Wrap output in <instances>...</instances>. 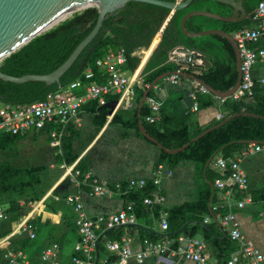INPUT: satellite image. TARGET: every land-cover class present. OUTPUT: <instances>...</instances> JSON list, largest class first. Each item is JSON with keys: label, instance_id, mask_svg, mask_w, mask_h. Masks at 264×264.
Here are the masks:
<instances>
[{"label": "trees", "instance_id": "trees-1", "mask_svg": "<svg viewBox=\"0 0 264 264\" xmlns=\"http://www.w3.org/2000/svg\"><path fill=\"white\" fill-rule=\"evenodd\" d=\"M235 1L245 9L248 18L233 22L195 14L186 19V29L192 32L204 29H222L227 33H232L238 28L250 26L254 21L253 16L259 0ZM190 10H206L221 16H230L234 11V7L229 3L217 0H191L185 7L175 10L162 32L158 45L144 65L142 70L143 83H150L156 76L164 72L180 69L190 73L191 70L196 69L194 74L197 77L204 80L212 88L225 91L237 79L234 49L227 38L218 34L185 35L180 29V20ZM169 12L170 9L164 6L128 0L122 7L106 14L97 34L61 77V86H65L76 79L84 81L83 73L87 66H92L96 74V80H104L105 74L103 70L96 67L95 60L103 57L110 49L119 46H122L126 53V62L122 66V70L132 73L140 62V57L135 54V51L149 45ZM97 16L98 8L96 6H89L73 12L69 17L34 36L27 43L2 58L0 70L13 76L52 71L69 56L76 45L90 32ZM179 45L201 53L203 55L201 66L197 68L190 66L188 68L168 61L170 50ZM198 86L199 84H197L196 90L198 107L203 108L211 105L216 97L210 92L200 93ZM58 88L59 86L56 83L46 85L44 82L33 80L13 83L0 79V99L4 103H29L43 98L49 91ZM144 88L138 86L137 83L134 85L135 107L130 109L118 108L112 116L111 123L119 125L124 130V136L130 130H134L138 136L152 143L140 133L138 128L137 104ZM147 96H153L152 88ZM116 97L117 95H114L112 98L115 99ZM222 105L227 111L226 114L214 121L211 126L216 125L231 114H238L198 139L191 141L205 130L195 121L194 114L189 111L171 116L163 114L160 115L157 121L148 122L145 120V116L150 113V108L146 102L142 104L140 109L141 122L146 131L160 142L164 148L174 149L188 143L182 150L175 153H167L159 148L160 155L156 165L163 163L174 166L182 160H190L196 164L201 176L206 171L207 180L209 181L204 184L196 201L185 202L167 210L168 238H176L182 233L192 237L198 232H201L204 237H211L210 230L202 225V221L205 215L212 218V215L208 213L207 201L211 196V200L214 199V192L211 191L210 184L214 185V180L219 175L216 174L209 180L207 161L212 159L218 152L223 157L233 158L235 153L243 154L247 152L250 141L264 142V85L254 84L253 93L249 97L238 100L226 97L222 101ZM83 107L91 113V121L98 128L104 124L110 109L108 105H100L96 100L84 104ZM243 112L254 113L258 116L243 114ZM69 130V134L62 137V151L67 164L72 163L76 158L73 154L67 156L69 150H71L72 140L76 135L74 129L70 127ZM25 134H0V151L10 150ZM58 158L61 160V156ZM77 167L83 173L88 171L81 159L78 161ZM44 169L41 165L17 166L9 159H0V205H7L5 211L8 216V224L19 219V212L23 206L20 202L22 204L34 202L44 194L45 188L43 189V187L45 183L42 177ZM154 189L153 182L148 181L144 188L126 192V201H134V212L137 215L148 217L152 212L155 218H159L160 206L158 204L147 206L143 203V198L152 193ZM217 207L218 210L223 208L222 212H225L223 205H217ZM212 212L215 213V211ZM188 221L192 223L183 227L180 232L175 233ZM123 227L124 225L118 228L106 229L97 240V252L99 254L104 249L100 244V239L102 237L119 239L122 236L120 230ZM128 227L134 228L132 224H129ZM139 230L151 239L161 237L145 229L139 228ZM10 231L11 228L4 230L0 228V236L8 234ZM225 239L223 241H226ZM113 240L115 239H110V241ZM176 244L175 241L174 246ZM113 258V255H109L107 260L110 261Z\"/></svg>", "mask_w": 264, "mask_h": 264}, {"label": "crops", "instance_id": "crops-1", "mask_svg": "<svg viewBox=\"0 0 264 264\" xmlns=\"http://www.w3.org/2000/svg\"><path fill=\"white\" fill-rule=\"evenodd\" d=\"M172 13L173 12H169L162 21L149 45L135 51V54L140 57V62L132 73L137 77L136 83L138 86L139 80H143L142 70L144 65L152 51L158 45L162 32ZM252 25H255V21H252L250 26ZM170 52L168 61L174 62L173 56ZM201 61L203 62V60ZM182 66L190 68L188 64H183ZM124 72L132 74L126 71ZM195 72L196 69H194V71L191 70L190 73ZM252 75L255 84L264 85L260 82V79L264 77V60L256 61L253 64ZM184 77L183 75H179L177 83H172L169 80L162 78L159 83L157 81L152 87L153 96L159 102V116L163 114L171 116L189 111L194 114L195 121L198 125L207 129L208 127H211V124H213L214 121L218 120L217 114L225 115L227 111L223 108L222 101L217 99L219 97L216 96L211 105L203 108L198 107L197 110L193 111L192 100L189 97V93L191 91L196 92L198 83L187 76ZM146 85L147 84L143 83L142 87H145ZM76 92L81 94L82 89L79 87ZM114 95H117L115 99L112 98ZM118 95V93H112L107 95L108 98L107 96L105 97V105H108L110 109L106 115L104 124L100 128L92 123L91 113L84 107H82L80 115V124H69L67 126L66 135L69 134L70 127L76 131L75 138L72 140L71 150H69L67 154V156L73 154L76 158L70 164L66 163L63 155L62 140L59 146L54 147L51 145L49 127L28 131L33 134H36L38 131L45 132V136L48 140V146L45 145V161L53 158L54 155L57 167L63 169V171L56 177L55 172L47 173L48 170L55 169L54 161L52 162V160H49L51 163L45 167L44 194L41 195L40 199L34 202H29L30 207L26 212H19V218H22L31 211L33 205L35 206L34 211L30 214V220L35 226L34 238H29L24 233H12L13 222L8 224L7 219L0 221L1 230L11 228V231L8 234L0 236V264L4 263L3 253L5 249L20 250L24 253L25 261H22L19 264H41L43 262L42 250L53 243L58 245L54 259L60 264H70L73 247L78 240V234L75 225V212L71 205L65 203L64 197L67 194H79L87 215L94 219L99 214L116 212L127 202L125 198L126 193L118 191L114 187L115 182L119 181L125 184V180L132 176L146 177L148 181H151L150 178L153 177L156 161L160 155L159 147L138 136L134 130H130L128 134L124 136V130L119 125L111 123L113 114L121 107L116 103L119 97ZM101 138H104L108 145V150L111 153L110 157H104L101 154V147L96 148L94 153H90L94 144ZM95 153L97 154L95 155ZM59 156H61V160H59ZM220 156L222 155L218 152L206 163L209 169V180H211L216 174L219 176H222L223 174L224 170L216 165V159ZM233 158L239 159L241 167L247 175V191L251 196V201H246L241 208H237L232 204L231 209L237 216L241 232L246 237L250 238L264 255V147L258 151L245 152L243 154L235 153ZM80 159L93 176L107 183V186L110 189L108 194L90 196L88 194V186H76L70 182L67 172L70 170L71 166H77ZM163 165L164 172L160 178V182L154 184L155 189L153 191L154 193L158 192L164 196V201L162 203H155L160 206L159 218H155L152 212H150L148 217L139 216L135 213L136 221L132 224L134 228H129L126 224L123 229L120 230L122 236L119 239L115 237H102L100 239V244L104 249L100 254L98 253L96 263L102 264L104 259L108 258L109 255H113V253L107 249V243L110 242V239L114 238L115 240L113 241H116L120 240L123 236H129L132 238L131 247L133 250L139 249V244L144 238H148L151 241L167 239V229H162L160 225V214L162 211L167 213V210L173 206L185 202L196 201L204 184L209 182L207 180L206 171H204L201 176L196 164L190 160H182L174 166ZM66 166L68 167L67 172L65 171ZM168 170L171 171L170 174H168ZM210 186L211 191L214 192V199L211 200L212 196L210 197L207 201V208L208 213L209 215H212V218L205 215L202 225L210 230L211 237H204L201 232L196 233L192 237L200 238L205 242V246L201 249V252L210 262L215 261L219 264H225L233 253L238 252L239 244L228 238L225 229L219 222L218 213H226V207L224 208L225 212H222L223 208H221V210L212 209L213 206L225 205L226 200L223 197V190L218 189L211 184ZM241 197L242 195L236 191L232 194L231 202L233 203ZM20 203L21 205H25L22 204V202ZM212 211H215V213ZM206 218H208L207 221H205ZM191 223V221H188L185 226ZM139 228L145 229L161 237L158 239H151L141 232ZM106 229V227L103 228L102 226L96 229L98 239ZM100 231L102 232L100 233ZM179 236H183L184 239L178 241ZM187 238H189V236L182 233L176 238L169 239L172 240L173 247H184ZM224 238H226V241H223ZM175 241L177 243L176 246H174ZM157 260L158 259L155 255H151L142 262H138L134 258H131L127 261V264H159ZM172 264L197 263L185 260L181 255L177 254L172 256ZM235 264H246V258L243 254H239V259Z\"/></svg>", "mask_w": 264, "mask_h": 264}, {"label": "built area", "instance_id": "built-area-1", "mask_svg": "<svg viewBox=\"0 0 264 264\" xmlns=\"http://www.w3.org/2000/svg\"><path fill=\"white\" fill-rule=\"evenodd\" d=\"M255 25L245 26L236 29L230 33L236 41L240 53V71L241 81L237 89L229 96L233 100L243 97H249L253 93L255 80L252 75V66L256 61L264 60V0H259L256 12L253 16ZM176 65L188 64L194 66L195 63L202 64L198 58L199 52L189 49L188 54L177 52L173 48L170 52ZM1 61V60H0ZM126 62L125 49L119 46L110 49L103 57L95 60L96 67L104 72V80H96V74L92 66H87L84 70V81L76 79L65 86L49 91L43 98L23 104L4 103L0 101V134H23L33 129L50 128V139L52 146H59L62 137L67 134L69 124H80V115L82 107L89 101L96 100L100 105L105 104V97L112 93H118L117 104L125 109L135 107L134 85L137 77L134 73L127 74L122 70ZM180 70V69H176ZM172 83H177L179 75L170 73L164 77ZM264 84V77L260 79ZM82 89V93L76 92L77 88ZM200 93L207 92L202 86H198ZM189 97L192 100V110L198 109L196 92L191 91ZM226 97H220L223 101ZM150 108V113L145 116L148 122L157 121L159 116V102L154 96H146L144 100ZM221 114H217L220 119ZM264 147V142L256 143L254 141L248 144L247 152L258 151ZM216 165L224 171L222 176L216 177L214 186L223 190V197L226 200L224 208L227 212L218 213V219L221 226L225 229L228 237L238 242L239 250L233 253L225 264H235L239 259V254L246 258V264H264V255L256 244L246 237L240 230V224L237 216L231 207L234 204L237 208L243 207L246 201H251V196L247 191L248 179L245 171L242 169L239 159L220 156L216 159ZM68 167H65L67 172ZM164 172V165L158 163L154 168L151 181L158 184ZM171 171L168 170V174ZM69 180L76 186H88L90 196H100L109 193L110 189L107 183L93 176L90 171L82 172L77 166H71L67 172ZM146 177L132 176L122 182H115L114 187L121 193L128 190L142 189L147 184ZM239 192L242 197L235 202H231L234 192ZM66 204L71 205L75 212V225L78 234V240L73 247V254L70 264H95V255L97 250V232L96 229L111 228L116 225L134 224L136 215L134 212V201H127L119 210L110 214H99L94 219L90 218L83 206L79 194H67L64 197ZM164 196L158 192H152L143 198V203L152 206L155 203H162ZM32 206L30 212L13 223L12 233L26 234L29 238L35 237V226L30 220V214L34 211ZM212 209L218 210L217 206ZM5 208L0 205V221L7 219ZM208 218L205 219L207 221ZM160 225L162 229H167V213L162 211L160 214ZM183 236L178 237V241L183 240ZM1 242V240H0ZM132 238L123 236L120 240L107 243V249L113 253L114 258L110 261L104 259L102 264H127V261L134 258L138 262L151 255L157 257L159 264H172V256L181 255L185 260L196 262L197 264H219L215 261L210 262L201 252L205 242L197 237L187 238L184 247L172 246V240L167 238L161 241H151L148 238L142 239L138 250L131 247ZM57 244L53 243L42 250L41 264H60L54 257L56 256ZM3 264H19L24 262L25 255L20 250L5 249L3 253Z\"/></svg>", "mask_w": 264, "mask_h": 264}, {"label": "water", "instance_id": "water-1", "mask_svg": "<svg viewBox=\"0 0 264 264\" xmlns=\"http://www.w3.org/2000/svg\"><path fill=\"white\" fill-rule=\"evenodd\" d=\"M128 0H0V60L5 56H8L11 52L15 51L23 44L27 43L34 36L48 30L53 26H49L53 21H55L60 16L68 12H76L83 8L89 6H96L98 8V16L96 22L90 32L76 45L69 56L55 69L48 73H25L19 76H13L6 74L0 70V79L10 81L13 83H23L29 80L41 81L46 85L56 83L59 87L61 86L60 79L63 74L71 67L76 58L82 52V50L88 45V43L97 34L99 28L101 27L102 21L105 15L114 12L116 9L122 7ZM146 3H151L155 5L164 6L170 9V12H174L177 9L185 7L191 0H134ZM221 2H226L234 7V11L230 16H221L219 14L209 12L206 10H190L186 12L180 20L181 31L188 36H201L207 34H218L227 38L235 53L236 67H237V79L236 82L227 90L220 91L212 88L204 80L197 77L194 73H187L182 70H173L161 73L156 76L150 83H148L137 104V118H138V128L140 133L149 141L154 143L157 147L163 149L167 153H175L182 150L188 143L174 149L164 148L160 142H158L153 136H151L144 128L141 118L140 109L142 104L149 92V90L156 84L157 81L169 75L170 73H176L178 75H183L191 78L199 85H202L207 92H210L216 97H229L239 86L241 81V71H240V53L236 44L230 33L225 32L222 29H204L198 32H192L186 29L185 21L191 15L199 14L204 16H210L226 21H240L244 18H248V14L245 9L235 0H217ZM72 14V13H71ZM70 14V15H71ZM67 18V17H65ZM63 18L62 20H64ZM177 52H183L188 54L189 48L179 45L174 47ZM198 58L203 59L201 53L198 54ZM200 63H195L194 67H200ZM143 80H139V86L142 87ZM1 101V99H0ZM232 114L226 117L214 126L208 127L203 130L197 136H195L191 141L198 139L203 134L209 132L211 129L222 125L224 122L229 120L231 117L237 115ZM243 114H251L258 116L254 113L243 112ZM186 224V223H185ZM185 224L183 226H185ZM126 225V224H125ZM129 225V224H127ZM205 225V223H204ZM122 226L116 225L115 227ZM183 226L175 231V233L180 232ZM98 259V252L95 255V264Z\"/></svg>", "mask_w": 264, "mask_h": 264}, {"label": "rangeland", "instance_id": "rangeland-1", "mask_svg": "<svg viewBox=\"0 0 264 264\" xmlns=\"http://www.w3.org/2000/svg\"><path fill=\"white\" fill-rule=\"evenodd\" d=\"M121 138V136H120ZM47 138L44 131H38L36 134L27 132L21 140H19L16 145H14L10 150L0 151V159L6 158L9 159L12 163L17 166H30V165H41L44 168L54 161L55 169L48 170L47 173L55 172V177L60 175L63 169L57 167V162L55 161V156L50 158L48 161H45V145L48 146ZM100 141V142H99ZM97 141L90 153H94L96 148L102 150L101 154L104 157H110L111 153L108 150V145L104 138H101ZM99 153V152H97ZM95 153V155L97 154ZM43 182L45 183V169L42 172ZM69 178V177H68ZM47 184V183H46ZM45 186L43 187V189ZM3 208H6L7 205H1ZM30 207V203H27L21 207L20 212H26Z\"/></svg>", "mask_w": 264, "mask_h": 264}, {"label": "bare ground", "instance_id": "bare-ground-1", "mask_svg": "<svg viewBox=\"0 0 264 264\" xmlns=\"http://www.w3.org/2000/svg\"><path fill=\"white\" fill-rule=\"evenodd\" d=\"M73 12H74V11H72V12H68V13H66V14H64V15H62V16H60V17L57 18L55 21H53L49 26H54V25H56L58 22L62 21L63 18H65V17H69L70 14L73 13Z\"/></svg>", "mask_w": 264, "mask_h": 264}]
</instances>
